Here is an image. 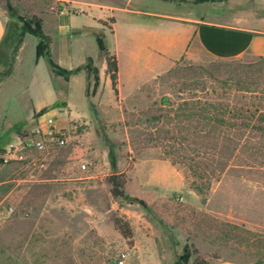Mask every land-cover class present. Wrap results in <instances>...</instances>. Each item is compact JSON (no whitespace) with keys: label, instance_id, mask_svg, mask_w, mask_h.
Here are the masks:
<instances>
[{"label":"rangeland","instance_id":"374dc122","mask_svg":"<svg viewBox=\"0 0 264 264\" xmlns=\"http://www.w3.org/2000/svg\"><path fill=\"white\" fill-rule=\"evenodd\" d=\"M82 1L0 0L7 22L0 146L17 145L52 114L67 137L8 163L0 152V264H117L123 252L124 264H177L186 244L197 251L187 264L197 256L208 264H264V136L245 126L235 149L241 129L188 116L208 101L264 107V59L200 53L170 63L141 49L129 14L117 13L114 36L111 15L97 12V25L87 27ZM164 5L172 7L154 1ZM66 9L77 14L73 26H86V38L58 32L56 15ZM34 15L53 39L55 62L75 68L91 56L98 72L65 79L47 57L37 60L39 38L22 35L19 19ZM99 34L119 60L118 94ZM114 171L127 176L129 198L112 196L106 177ZM115 217L128 222L131 237Z\"/></svg>","mask_w":264,"mask_h":264},{"label":"crops","instance_id":"0c3cea01","mask_svg":"<svg viewBox=\"0 0 264 264\" xmlns=\"http://www.w3.org/2000/svg\"><path fill=\"white\" fill-rule=\"evenodd\" d=\"M155 0H83L90 9L85 15L97 25L95 14L111 15L110 26L117 34V13L132 16L131 30L141 31L137 39L142 50L157 53L170 63L185 56L205 53L216 59H235L245 55L264 57V0H156L172 5L154 7ZM74 3V0H73ZM77 14L62 10L58 32H75V39L86 38V26H73ZM135 18L141 19V24ZM58 24V23H57ZM59 26V25H58ZM7 22L0 15V43ZM74 40V39H73ZM106 63V62H105Z\"/></svg>","mask_w":264,"mask_h":264},{"label":"trees","instance_id":"16d2710c","mask_svg":"<svg viewBox=\"0 0 264 264\" xmlns=\"http://www.w3.org/2000/svg\"><path fill=\"white\" fill-rule=\"evenodd\" d=\"M206 1V0H201ZM69 6V4H65V7ZM10 9L15 12L13 7ZM63 9V8H62ZM19 19L22 21L21 26V34H31L39 38V42L36 48V59L39 60L41 57H47L49 59L50 65L52 70L60 76H63L65 79H70L73 76L80 74L81 72L85 71L90 77L92 72H98L97 68L93 66V58L88 56L87 62L84 65H79L75 68H66L61 66L59 63L55 62L51 57L52 52V43L53 39L50 35L46 34L43 29V19L37 15H34L31 18H25L19 16ZM112 22L115 20L112 18ZM97 46L100 51V55L104 57L106 66H107V73L111 80V86L113 91L118 94L119 89V60L116 54L111 53L107 48L103 35L99 34L96 35ZM264 59V57H259ZM10 69L7 71V74L11 73ZM96 84L99 82V75L96 74L95 76ZM188 106V103H187ZM193 110L196 109L195 112H189L188 116H197L200 117L202 120L209 121L210 123L216 124L217 127L221 125H227L232 128H239L241 134V138L232 137V140L236 142L234 145L235 149L240 146V142L242 140V136H245V131L243 127L247 126L252 127L253 130L260 132L264 136V107L263 105H253V106H245V105H232L229 103H222V102H205L202 105L194 104L192 105ZM253 124V125H252ZM254 126V127H253ZM218 137L221 134H224V130L216 131ZM228 136V134H227ZM220 138V137H219ZM218 138V139H219ZM229 138V136H228ZM237 138V139H236ZM4 149L0 146V152H3ZM111 163L113 167H116V161L114 156L111 158ZM106 182L110 186V192L114 198H129L126 194V184L128 182V178L124 173L121 172H112L106 177ZM132 200H139L138 198H132ZM141 203L145 204L144 200H139ZM115 226L120 232L126 236L131 237L132 231L128 224V222L123 221L119 217H115L114 219ZM196 250H192L191 246L186 244L183 249V253L180 255L177 264H187L192 255L196 253ZM194 264H208V261L200 256H197L194 260Z\"/></svg>","mask_w":264,"mask_h":264},{"label":"built area","instance_id":"2783aa9c","mask_svg":"<svg viewBox=\"0 0 264 264\" xmlns=\"http://www.w3.org/2000/svg\"><path fill=\"white\" fill-rule=\"evenodd\" d=\"M57 115H50L45 123L37 124L28 135L20 139L17 145H10L4 150L3 160L5 163L15 159H24L27 152L36 150L43 152L50 144L64 145L67 142L66 133L58 128ZM8 211H14V207H9ZM127 253L123 252L117 264H124Z\"/></svg>","mask_w":264,"mask_h":264}]
</instances>
